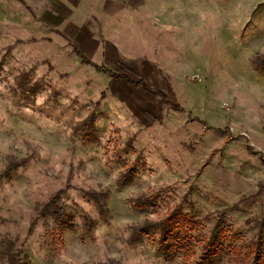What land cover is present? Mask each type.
<instances>
[{
	"label": "rangeland",
	"instance_id": "374dc122",
	"mask_svg": "<svg viewBox=\"0 0 264 264\" xmlns=\"http://www.w3.org/2000/svg\"><path fill=\"white\" fill-rule=\"evenodd\" d=\"M103 35L100 66L166 104L0 0V264H238L257 240L264 264V0H148Z\"/></svg>",
	"mask_w": 264,
	"mask_h": 264
},
{
	"label": "crops",
	"instance_id": "0c3cea01",
	"mask_svg": "<svg viewBox=\"0 0 264 264\" xmlns=\"http://www.w3.org/2000/svg\"><path fill=\"white\" fill-rule=\"evenodd\" d=\"M12 1L30 11L47 36H60L98 66L102 65L105 58L115 53V47L105 40L103 35V26L107 20L115 18L125 10H140L148 2V0ZM158 11L162 14V9ZM148 64L157 65V62L149 61Z\"/></svg>",
	"mask_w": 264,
	"mask_h": 264
},
{
	"label": "trees",
	"instance_id": "16d2710c",
	"mask_svg": "<svg viewBox=\"0 0 264 264\" xmlns=\"http://www.w3.org/2000/svg\"><path fill=\"white\" fill-rule=\"evenodd\" d=\"M74 52L75 54L80 58V61L82 64L85 65H90L92 66L96 71H99L103 73L104 75L108 76L111 79H122L124 80L127 84L134 86V87H141L144 91L158 97L160 99V104L164 105L167 103L166 96L160 92V91H152L150 90L145 82L143 80H138V81H131L128 77L115 73L112 70H109L105 67L95 65L91 63L82 53H80L75 47H74ZM174 111H177L179 109L178 106L173 105L170 106ZM54 200L49 202L44 206L45 210H48L51 208ZM162 225H165V222L162 223ZM219 236L220 232L218 230V226H216L209 234V238L206 240L203 246V250L205 252V255L207 256H213L216 254L218 247H219ZM161 246L165 247V239H162L161 241ZM259 240H257L255 243L251 244L249 247H244V249H236L233 251V259L236 261L238 264H263L260 258L262 257L261 253L259 252ZM244 251V253H243ZM258 255V256H257ZM251 256L253 258H251ZM202 259H207L205 256Z\"/></svg>",
	"mask_w": 264,
	"mask_h": 264
}]
</instances>
